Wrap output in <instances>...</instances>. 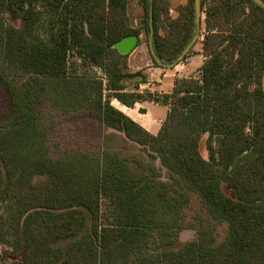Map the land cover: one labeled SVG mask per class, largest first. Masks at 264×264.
<instances>
[{"label":"trees","instance_id":"obj_1","mask_svg":"<svg viewBox=\"0 0 264 264\" xmlns=\"http://www.w3.org/2000/svg\"><path fill=\"white\" fill-rule=\"evenodd\" d=\"M200 9L198 25L195 0L175 18L169 0H0L10 104L0 118V264H264V7ZM201 29L199 76L176 77L170 92L128 88L141 74L128 71L118 40L144 33L152 63L170 67ZM70 52L104 76L72 70ZM112 98L168 113L151 134ZM46 102L98 118L99 153L53 158L37 112ZM186 227L196 239H179Z\"/></svg>","mask_w":264,"mask_h":264},{"label":"rangeland","instance_id":"obj_2","mask_svg":"<svg viewBox=\"0 0 264 264\" xmlns=\"http://www.w3.org/2000/svg\"><path fill=\"white\" fill-rule=\"evenodd\" d=\"M187 0H169V14L172 18L177 16L176 8L179 5H183ZM129 16L134 25H139L142 15L141 7L132 1L129 5ZM203 19V14H202ZM13 23L18 24V21L11 20ZM142 38L145 39L143 33ZM202 39L203 29L199 31V35L196 38V42L193 47L201 49L202 51ZM195 49V51H196ZM193 50V49H192ZM205 58V57H204ZM69 67L75 70L77 73L85 74L95 72L99 76L102 75V71L98 68H90L81 63L79 58L70 52L68 57ZM115 100L111 99V104H114ZM115 105V104H114ZM118 106V105H117ZM10 111V104L7 99L5 90L0 83V118H4ZM37 112L40 118L41 124L47 131V147L49 154L53 158H58L64 155L66 152H75L78 150L86 151L91 154L99 153L102 133L104 131L101 121L95 116L90 115L84 109H62L59 106L52 105L50 103H43L37 106ZM205 138L203 136L200 144V150L206 157L207 151L205 148ZM104 201L102 202V210H104ZM225 234V225H221L218 228V238L222 239ZM197 238V231L193 228H183L179 232V239L181 241H187Z\"/></svg>","mask_w":264,"mask_h":264},{"label":"crops","instance_id":"obj_3","mask_svg":"<svg viewBox=\"0 0 264 264\" xmlns=\"http://www.w3.org/2000/svg\"><path fill=\"white\" fill-rule=\"evenodd\" d=\"M142 35L143 33H140L139 41L136 37L135 43L126 53L128 71L131 73L140 72L141 74L128 79V88L130 90H149L156 93L170 92L176 77L199 76L200 67L204 61V55L200 48L192 47L193 50L185 59L173 66H156L152 63L148 42L142 38ZM142 76L145 77V81L136 84ZM112 100H115V105L113 104L115 107L123 111L151 134H157L168 113L167 105L149 100L136 101L132 106H127L115 98H112Z\"/></svg>","mask_w":264,"mask_h":264},{"label":"water","instance_id":"obj_4","mask_svg":"<svg viewBox=\"0 0 264 264\" xmlns=\"http://www.w3.org/2000/svg\"><path fill=\"white\" fill-rule=\"evenodd\" d=\"M255 1L258 2L259 4H261L264 7V4L260 0H255ZM195 13H196V22H197L198 25H200V22H201V19H202V17H201V9H200V0H195ZM198 35H199V31H197V33L193 37L191 43L184 49L182 55L185 54L188 51V49L192 46V44L194 43V41L196 40ZM135 39H136L135 35H130V36L124 37L122 40L117 41L115 43V47L118 49L119 52L125 54L133 46V44L135 43ZM263 77H264V75H263Z\"/></svg>","mask_w":264,"mask_h":264},{"label":"built area","instance_id":"obj_5","mask_svg":"<svg viewBox=\"0 0 264 264\" xmlns=\"http://www.w3.org/2000/svg\"><path fill=\"white\" fill-rule=\"evenodd\" d=\"M104 76V75H103Z\"/></svg>","mask_w":264,"mask_h":264}]
</instances>
